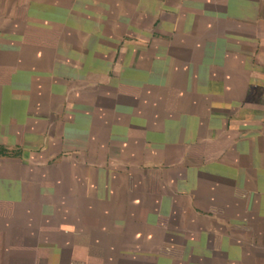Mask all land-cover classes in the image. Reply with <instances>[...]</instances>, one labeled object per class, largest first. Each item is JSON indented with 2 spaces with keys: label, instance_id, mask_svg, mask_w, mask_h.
Segmentation results:
<instances>
[{
  "label": "crops",
  "instance_id": "obj_1",
  "mask_svg": "<svg viewBox=\"0 0 264 264\" xmlns=\"http://www.w3.org/2000/svg\"><path fill=\"white\" fill-rule=\"evenodd\" d=\"M154 15L121 62L74 80L62 68L58 90L45 67L46 92L35 95L33 67L14 70L15 114L0 128L17 138L0 143L21 144L24 121L42 120L45 131L29 128L31 147L66 161L69 183L95 193L60 204L78 213L70 223L63 211L60 241L37 254L264 264V0H159ZM72 116L78 124L66 123ZM79 169L95 183L73 182Z\"/></svg>",
  "mask_w": 264,
  "mask_h": 264
},
{
  "label": "rangeland",
  "instance_id": "obj_2",
  "mask_svg": "<svg viewBox=\"0 0 264 264\" xmlns=\"http://www.w3.org/2000/svg\"><path fill=\"white\" fill-rule=\"evenodd\" d=\"M158 2L0 0V126L5 119L14 118V102L9 96L13 97L16 66L23 69L33 67L27 71L32 70L34 83L31 86L29 82L26 91H33L35 95L39 91L46 92L42 80L48 78L41 74L43 67L51 73L49 78L58 90L63 79L62 68L64 71L68 68L72 72L75 70L78 74L71 76L74 80L79 74L94 72L98 62L104 69L112 61L118 64L126 55L124 50L129 48L128 43L142 41L149 34L146 31L153 26ZM147 4L151 5L147 7ZM216 70L222 71V68L216 64ZM56 90L53 103L58 108L61 92ZM62 115L55 119L56 131L64 128ZM79 121L72 116L66 123L73 125ZM24 122L28 134L21 136V144L0 143V264H79L80 259L84 264H124L122 257L37 254V247L60 241L56 239H61L57 229L63 226L62 212L70 223L74 218L70 212L78 213V207L63 208L60 204L65 200L72 205L79 199L92 201L95 193L84 192L78 189V185L69 183L72 177L65 174L66 161L47 159L40 152L43 145L38 149L31 147L29 128L35 125L36 130L43 132L46 130L44 122ZM2 130L0 128L3 140L17 138L14 128L9 129L13 132L9 136H5ZM79 170L82 175L73 182L81 186L95 183L93 176L89 180L88 176L82 177L84 172ZM183 176L184 183H188L190 170L183 169ZM106 178L107 184H111V176ZM67 185H74L75 190L67 192ZM104 194L110 198L108 191ZM75 227L78 229L77 225Z\"/></svg>",
  "mask_w": 264,
  "mask_h": 264
}]
</instances>
